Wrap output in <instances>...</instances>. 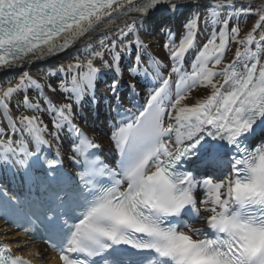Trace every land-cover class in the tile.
<instances>
[{
  "label": "snow or ice",
  "instance_id": "6c2138e0",
  "mask_svg": "<svg viewBox=\"0 0 264 264\" xmlns=\"http://www.w3.org/2000/svg\"><path fill=\"white\" fill-rule=\"evenodd\" d=\"M151 30L166 31L167 63L141 38ZM65 53L43 81L0 86V170L25 199L55 185L38 210L58 264H264V0H0V71ZM122 81L134 98L143 83L141 107H124ZM101 103L111 163L81 124ZM22 203L0 183V211ZM0 264L33 260L0 242Z\"/></svg>",
  "mask_w": 264,
  "mask_h": 264
},
{
  "label": "bare ground",
  "instance_id": "6f19581e",
  "mask_svg": "<svg viewBox=\"0 0 264 264\" xmlns=\"http://www.w3.org/2000/svg\"><path fill=\"white\" fill-rule=\"evenodd\" d=\"M253 20H254V17H249L247 25H246V29L251 27ZM183 21H184L183 18H175V19H170L167 21V26L168 28L171 29L173 33H175L176 39H179V35L181 33L180 26ZM141 38L145 41V43L149 45L148 52L152 56L164 60L165 63L168 62V54L163 48V44L165 43L166 38H168L166 35V31L151 30L147 33L142 32ZM83 47H84L83 45H79V51H83ZM70 52L78 54L76 49H72L70 50ZM189 55H191V53ZM70 58H72V56L69 55L68 53H65V54L51 56L46 59L30 61L29 63L25 64L23 67L14 68L7 72L0 71V83H2L1 86H6L7 82L10 80L15 81L17 77L23 72H28L34 78L43 81L47 73H49L51 70H54L60 64H66L67 62L66 60H69ZM123 63L125 66L131 63V57L126 58ZM51 78L52 76H47V79L49 82L51 81L50 80ZM53 78L57 79V77H53ZM128 78L129 77L127 73H125L124 81H127ZM102 80H100L99 82H101ZM111 80L109 81L108 85L104 89H101V88L99 89V86L97 84L96 95L98 97H102L100 96V93L102 92H103L102 94L106 96H110L109 84ZM124 81L121 82L122 83L121 93L123 92L122 89L125 86ZM138 81H142V78L138 77ZM45 91H47V89H45ZM56 98L59 99V97H56ZM122 99L124 101V97H122ZM101 106H102V103L99 106H95V110L93 111L90 108H88L89 107L88 104H85V107L83 108L82 116L86 117V119H82L81 124L86 130L89 131L91 135L97 137L98 140L102 142L103 146H107L108 137L106 133L104 132L102 118L98 117L97 115L98 112L102 110V109L100 110L98 109ZM102 112L104 113V110ZM69 146H70V141L67 139L64 140L63 145H62V150L65 153V157H67L70 153ZM0 236H4L11 241H15L20 237L18 233L8 229L1 222H0ZM33 248L34 250H37L43 253L44 256L46 255L41 246H33ZM27 253L29 254V252Z\"/></svg>",
  "mask_w": 264,
  "mask_h": 264
},
{
  "label": "rangeland",
  "instance_id": "374dc122",
  "mask_svg": "<svg viewBox=\"0 0 264 264\" xmlns=\"http://www.w3.org/2000/svg\"><path fill=\"white\" fill-rule=\"evenodd\" d=\"M181 31L183 32V29L181 28ZM209 32H210V28L206 29L205 28V25L204 24H201L200 25V34L198 35L197 37V40H198V43L202 46V44L206 41V39L208 38V35H209ZM182 34V33H181ZM180 34V36H181ZM179 36V37H180ZM167 42V39L166 41ZM72 59V58H71ZM70 61V60H69ZM68 61V62H69ZM51 81L50 82H54V81H57V79H50ZM53 86H55V83L53 84ZM0 118H2V116H0Z\"/></svg>",
  "mask_w": 264,
  "mask_h": 264
}]
</instances>
